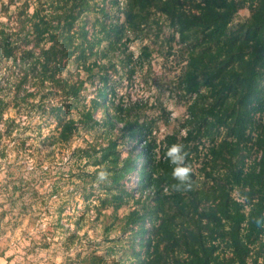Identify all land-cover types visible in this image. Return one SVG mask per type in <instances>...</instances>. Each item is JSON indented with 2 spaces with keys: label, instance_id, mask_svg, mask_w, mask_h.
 <instances>
[{
  "label": "trees",
  "instance_id": "1",
  "mask_svg": "<svg viewBox=\"0 0 264 264\" xmlns=\"http://www.w3.org/2000/svg\"><path fill=\"white\" fill-rule=\"evenodd\" d=\"M28 8L12 17L2 6L0 157L3 138L18 127L6 112L23 104L55 123V144L68 143L79 127L102 130L78 150L94 167L83 172L84 184L97 182L101 191L98 205L84 207L117 214L133 202L120 218L123 264H264V228L254 223L264 216V0H37ZM242 9L248 17L233 24ZM156 17L186 52L177 85L188 113L184 138H168L158 153L139 104L116 102L114 80L132 60L130 36L150 24L156 36L162 32ZM150 55L143 46L138 64ZM87 83L94 97L85 104ZM205 142L201 177L192 172V190L173 191L167 148L182 144L190 156ZM124 143L130 152L122 157ZM101 169L111 173L102 183ZM92 264L105 262L95 256Z\"/></svg>",
  "mask_w": 264,
  "mask_h": 264
},
{
  "label": "rangeland",
  "instance_id": "2",
  "mask_svg": "<svg viewBox=\"0 0 264 264\" xmlns=\"http://www.w3.org/2000/svg\"><path fill=\"white\" fill-rule=\"evenodd\" d=\"M36 2L0 0V22L7 21L2 6L6 5L8 15L13 17L24 3L31 13ZM248 15L246 9L240 10L233 24ZM156 18L162 23V32L156 36L150 24L144 34L131 35L127 52L132 60L124 68L118 67L114 80L116 102L139 104L138 112L150 125L149 138L156 142L158 153L168 138L174 137L177 142L184 138L188 113L187 100L177 85L185 69L186 52L176 40H169L171 31L164 19ZM143 46L149 47L151 55L138 64ZM133 65L134 75L128 79L126 71ZM83 93L87 104L94 97V87L87 83ZM21 106L7 110L6 116L18 127L1 143L5 157H0V264H92L95 256L105 264H123L128 243L127 235L119 233L120 218L133 202L129 200L117 214L108 209L98 215L84 207L87 202L98 205L96 196L101 191L97 182L84 184L83 172H91L94 167L80 158L78 150L95 144L102 130L79 127L68 143L55 144V123L45 121L46 116L37 107ZM71 115L76 117L75 111ZM94 117L101 120L99 113ZM207 145H200L198 153L189 156L199 177ZM119 149L125 157L130 145L124 143Z\"/></svg>",
  "mask_w": 264,
  "mask_h": 264
},
{
  "label": "clouds",
  "instance_id": "3",
  "mask_svg": "<svg viewBox=\"0 0 264 264\" xmlns=\"http://www.w3.org/2000/svg\"><path fill=\"white\" fill-rule=\"evenodd\" d=\"M188 156L189 153L184 150V145L178 143L170 145L165 152V158L171 166V177L175 181L171 187L173 191L178 193L188 192L193 188V169L186 162ZM110 175L111 173L106 169H101L97 173V181L106 182ZM254 223L257 227L264 228V216L256 217Z\"/></svg>",
  "mask_w": 264,
  "mask_h": 264
}]
</instances>
